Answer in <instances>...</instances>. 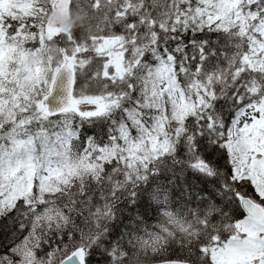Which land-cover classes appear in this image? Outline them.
<instances>
[{
    "label": "snow or ice",
    "instance_id": "obj_1",
    "mask_svg": "<svg viewBox=\"0 0 264 264\" xmlns=\"http://www.w3.org/2000/svg\"><path fill=\"white\" fill-rule=\"evenodd\" d=\"M0 264H264V0H0Z\"/></svg>",
    "mask_w": 264,
    "mask_h": 264
},
{
    "label": "trees",
    "instance_id": "obj_2",
    "mask_svg": "<svg viewBox=\"0 0 264 264\" xmlns=\"http://www.w3.org/2000/svg\"><path fill=\"white\" fill-rule=\"evenodd\" d=\"M77 23H79L78 19L76 17H73L72 20H70V24H71V27L70 28H72ZM144 186L146 187L147 185L145 184ZM210 187H211V185H210ZM153 203H154V207L157 206L155 204V202H153ZM147 214H148V217L150 219V222L155 223L156 215H159V213L156 214V213L153 212L152 209H149Z\"/></svg>",
    "mask_w": 264,
    "mask_h": 264
},
{
    "label": "water",
    "instance_id": "obj_3",
    "mask_svg": "<svg viewBox=\"0 0 264 264\" xmlns=\"http://www.w3.org/2000/svg\"><path fill=\"white\" fill-rule=\"evenodd\" d=\"M66 19H60L58 22L60 23V25H62L65 22Z\"/></svg>",
    "mask_w": 264,
    "mask_h": 264
},
{
    "label": "clouds",
    "instance_id": "obj_4",
    "mask_svg": "<svg viewBox=\"0 0 264 264\" xmlns=\"http://www.w3.org/2000/svg\"><path fill=\"white\" fill-rule=\"evenodd\" d=\"M61 27H62V28H65V27H67V26H66V25H61Z\"/></svg>",
    "mask_w": 264,
    "mask_h": 264
}]
</instances>
